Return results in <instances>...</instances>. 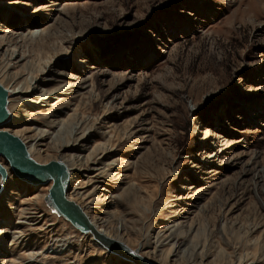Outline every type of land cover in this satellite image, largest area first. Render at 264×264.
I'll return each mask as SVG.
<instances>
[{
	"label": "rangeland",
	"instance_id": "rangeland-1",
	"mask_svg": "<svg viewBox=\"0 0 264 264\" xmlns=\"http://www.w3.org/2000/svg\"><path fill=\"white\" fill-rule=\"evenodd\" d=\"M0 82L25 92L9 130L131 250L264 264V0H0ZM50 180L0 181V264H134Z\"/></svg>",
	"mask_w": 264,
	"mask_h": 264
},
{
	"label": "water",
	"instance_id": "water-1",
	"mask_svg": "<svg viewBox=\"0 0 264 264\" xmlns=\"http://www.w3.org/2000/svg\"><path fill=\"white\" fill-rule=\"evenodd\" d=\"M7 90L0 84V123L7 117ZM18 142H9L0 134V155L6 157L15 172L22 175H34L47 172L53 182L49 189V195L59 209L74 223L92 233L94 238L103 246L112 251L127 254L129 257L140 260L144 264H152L145 261L139 254H136L126 245L113 240L99 232L89 221L83 210L73 201L67 200L62 191V182L59 165L55 161L46 164L34 162L13 147H19ZM0 173L5 174V169L0 163Z\"/></svg>",
	"mask_w": 264,
	"mask_h": 264
},
{
	"label": "bare ground",
	"instance_id": "bare-ground-1",
	"mask_svg": "<svg viewBox=\"0 0 264 264\" xmlns=\"http://www.w3.org/2000/svg\"><path fill=\"white\" fill-rule=\"evenodd\" d=\"M0 84L7 90L8 92V97H7V104H8V101H9V98L11 97V95L13 94H16V93H23L24 92V88L23 89H20L22 87H14V88H10V87H7L5 84H3L2 82H0ZM28 90V89H27ZM30 91V90H29ZM32 91V90H31ZM34 91V90H33ZM25 93V92H24ZM6 110H7V105H6ZM8 112V110H7ZM11 121H10V114L8 112V117L2 122L0 123V134L5 138L7 139L9 142H18L20 144L19 147H13L15 148L16 150H18L19 152H21L23 155L26 156V158L34 161V162H37V163H40L38 161H36V159H34L32 156L34 155H37L38 152L33 148L34 146H32V144H27L28 142H26L25 139H23V135H20V133H15V132H11L9 130V127L11 125ZM5 159L7 162H8V165L5 166L4 163H2V160ZM58 165H59V168H60V174H61V182H62V191H63V194L65 196V198L67 200H70V201H73L75 202V200L73 199V196H71L69 193H66V185L68 183V174H69V171L70 170H73L72 167L69 166L68 162L65 161V159L63 158H56V160H54ZM0 163L1 165L4 167L5 169V174H1L0 173V178L1 180H4L6 179L7 175H8V178L14 176L15 178L17 179H20L24 182L29 183L31 185L32 184H36V183H42L43 182V179L47 178V177H50V175L45 171V172H41L39 174H34V175H22V174H18L17 172H15L13 170V168L11 167L8 159L6 157H4L3 155H0ZM42 164H46L48 163V161H43L41 162ZM0 180V181H1ZM49 180V179H48ZM52 178L49 182H46V184L44 185V187H46L47 191L45 192L44 196L49 194V189L52 185ZM50 199V198H49ZM82 210L83 212L85 213V215L87 216V218L89 219L90 223L101 233H103L105 236L113 239V240H116L120 243H122L119 238L116 239L113 237V234H111V232L107 229H105L103 227V225L99 224L98 222L94 221L93 219H91L87 213H86V209L83 208L78 202H75ZM56 204V203H55ZM58 207V206H57ZM59 208V207H58ZM73 224V223H72ZM90 236H89V240L91 242V244L95 247H98V249H100L101 251H107V252H110L114 255H117L125 260H128L134 264H144V263H141L140 260H137V259H134V258H131L129 257L127 254H122L120 252H114L112 251L111 249H109L108 247L106 246H103L101 245L95 238L94 236L92 235L91 232H89ZM115 236V235H114ZM123 245H126L125 243H122ZM127 246V245H126ZM135 252L136 254H139L145 261H149L147 260L148 258L146 256H143L141 255L140 253L136 252V251H133ZM151 262V261H149ZM152 263V262H151ZM152 264H155V263H152Z\"/></svg>",
	"mask_w": 264,
	"mask_h": 264
}]
</instances>
